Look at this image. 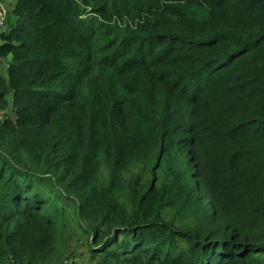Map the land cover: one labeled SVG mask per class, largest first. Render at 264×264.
<instances>
[{
    "label": "trees",
    "instance_id": "trees-1",
    "mask_svg": "<svg viewBox=\"0 0 264 264\" xmlns=\"http://www.w3.org/2000/svg\"><path fill=\"white\" fill-rule=\"evenodd\" d=\"M7 2L0 264H264V0Z\"/></svg>",
    "mask_w": 264,
    "mask_h": 264
},
{
    "label": "rangeland",
    "instance_id": "rangeland-1",
    "mask_svg": "<svg viewBox=\"0 0 264 264\" xmlns=\"http://www.w3.org/2000/svg\"><path fill=\"white\" fill-rule=\"evenodd\" d=\"M7 9L9 8V3L7 0H3ZM9 10V9H8ZM14 19L13 13L6 12L5 24H8L9 21ZM0 65L2 71L5 69V58H0ZM10 108H8V112H10ZM137 167H133L132 170L135 171ZM102 172H106L105 165L103 166ZM131 172L127 171L125 174H129ZM75 222V224H74ZM77 219H73L66 223V226L58 231V239L59 240V248L65 250V253H62V260L55 261V264H70V259L73 264H81L82 260L89 258L88 257V243L86 241L87 237L85 233L78 227ZM66 259V260H64Z\"/></svg>",
    "mask_w": 264,
    "mask_h": 264
},
{
    "label": "built area",
    "instance_id": "built-area-1",
    "mask_svg": "<svg viewBox=\"0 0 264 264\" xmlns=\"http://www.w3.org/2000/svg\"><path fill=\"white\" fill-rule=\"evenodd\" d=\"M6 10L7 7L2 0H0V27L5 26V18H6ZM81 264H93L91 260L88 258L82 260Z\"/></svg>",
    "mask_w": 264,
    "mask_h": 264
}]
</instances>
